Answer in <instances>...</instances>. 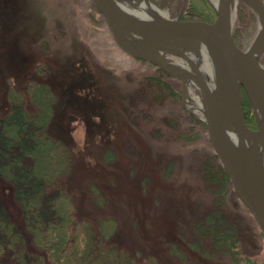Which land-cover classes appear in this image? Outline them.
<instances>
[{"label": "rangeland", "instance_id": "1", "mask_svg": "<svg viewBox=\"0 0 264 264\" xmlns=\"http://www.w3.org/2000/svg\"><path fill=\"white\" fill-rule=\"evenodd\" d=\"M155 1L167 17L216 16L217 0ZM230 23L246 51L260 28L257 13L235 0ZM192 50L185 49L189 58ZM157 53L187 64L163 48ZM257 68L264 72V48ZM43 81L52 97L44 129L57 135L66 159L54 183L75 224L105 228L104 243L134 264H264V234L231 183L218 179L220 163L190 88L183 96L178 77L120 49L92 0H0V129L12 103L36 113ZM242 109L256 129L244 92ZM0 209L34 250L13 183L2 174ZM12 254L0 246V264H11Z\"/></svg>", "mask_w": 264, "mask_h": 264}, {"label": "water", "instance_id": "2", "mask_svg": "<svg viewBox=\"0 0 264 264\" xmlns=\"http://www.w3.org/2000/svg\"><path fill=\"white\" fill-rule=\"evenodd\" d=\"M92 1L102 15L115 44L127 54L146 59L166 73L178 77L183 96L186 95L183 74L193 76L201 93L203 120L210 145L230 180L233 193L247 208L264 234V166L259 173L251 170L245 143L246 135L251 136L253 145L256 138L261 144L264 143L263 78L253 65V62L257 64L258 55L264 48V2L241 0L255 11L260 19L256 37L243 52L233 41L230 31L231 9L235 0H217L213 21L160 16L137 18L120 9L114 0ZM132 35L149 38L155 44L146 50H139L127 41V36ZM200 42L212 47L221 69L216 88L211 95L197 64L185 53L186 48H192ZM174 46H178V51L173 49ZM159 48L177 52L190 65L192 71H169L166 61L156 51ZM242 92L255 111L258 122L256 129L248 127L245 123ZM256 113L260 115L261 121ZM235 128L238 146L233 148L230 133Z\"/></svg>", "mask_w": 264, "mask_h": 264}, {"label": "trees", "instance_id": "3", "mask_svg": "<svg viewBox=\"0 0 264 264\" xmlns=\"http://www.w3.org/2000/svg\"><path fill=\"white\" fill-rule=\"evenodd\" d=\"M36 84L41 95L36 113L28 115L22 105L12 103L0 129V174L13 183L28 223L30 245L35 249L27 247L3 209L0 246L13 251L11 264H45L46 259L53 264H134L126 251L112 242L104 243L105 228L74 223L72 207L54 183L66 159L58 149L57 135L44 129L52 113L48 101L52 97H48L45 81ZM218 167V179L230 183L220 164Z\"/></svg>", "mask_w": 264, "mask_h": 264}, {"label": "bare ground", "instance_id": "4", "mask_svg": "<svg viewBox=\"0 0 264 264\" xmlns=\"http://www.w3.org/2000/svg\"><path fill=\"white\" fill-rule=\"evenodd\" d=\"M116 5L122 9L124 12H126L130 16H134L137 18L140 17H167V13L163 10H161L160 2H157L155 0H139L138 2H135L134 0H114ZM217 2H215L216 4ZM128 43L130 45L134 46L135 48L139 50H146L150 47H152L155 43L145 37H140L137 35H132L129 38H127ZM173 49L175 51H178V46H174ZM192 52H189L188 55L190 56V60L192 62L194 61L200 72L201 75L208 85L209 88V94L211 95L215 88L216 84L219 80L221 69L219 66V61L217 60L216 54L212 47L204 44V43H198L194 47H192ZM158 51V50H156ZM155 51V52H156ZM178 54L177 52L175 53ZM161 56V55H160ZM200 57H203L204 64H200ZM167 67L169 71L171 72H183V71H192L190 68V65L185 63H177L175 61H167L166 60ZM254 67L259 71V73L262 75L263 78V84L264 86V72L257 68L256 62H253ZM183 77L186 82V88L189 87L191 91V96L195 98L196 100V106L192 107L194 111H201L202 112V104H201V93L199 90L198 83L193 79L192 75H185L183 74ZM192 78V79H191ZM257 117L258 120L261 121L260 115L258 113ZM237 128L233 129L230 133V140L231 145L233 148H236L238 146L237 141ZM245 143L246 148L248 150L247 155L250 162V168L254 172H260L262 171V168L264 166V143L261 144L260 140L256 138V143L252 144L251 136L246 135L245 136Z\"/></svg>", "mask_w": 264, "mask_h": 264}, {"label": "flooded vegetation", "instance_id": "5", "mask_svg": "<svg viewBox=\"0 0 264 264\" xmlns=\"http://www.w3.org/2000/svg\"><path fill=\"white\" fill-rule=\"evenodd\" d=\"M166 3H167V1H166Z\"/></svg>", "mask_w": 264, "mask_h": 264}]
</instances>
